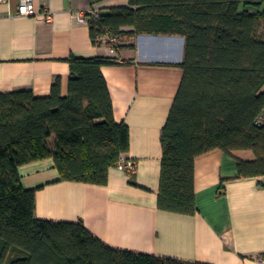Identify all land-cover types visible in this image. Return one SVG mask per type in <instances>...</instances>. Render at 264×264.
<instances>
[{"label": "trees", "instance_id": "16d2710c", "mask_svg": "<svg viewBox=\"0 0 264 264\" xmlns=\"http://www.w3.org/2000/svg\"><path fill=\"white\" fill-rule=\"evenodd\" d=\"M90 29L96 44L105 33L119 43L143 34L185 39L183 77L162 131L160 209L197 212L195 160L214 149L252 150L255 159H237L238 177L264 176V0H129ZM68 62L65 95L59 78L48 96L0 92V264H208L117 249L82 220L36 217L37 189L24 188L21 165L53 158L62 180L106 185L130 148L102 67L131 62Z\"/></svg>", "mask_w": 264, "mask_h": 264}, {"label": "crops", "instance_id": "0c3cea01", "mask_svg": "<svg viewBox=\"0 0 264 264\" xmlns=\"http://www.w3.org/2000/svg\"><path fill=\"white\" fill-rule=\"evenodd\" d=\"M35 2L52 10V22L19 15L20 0L0 1V92L28 89L48 96L59 78L67 94L71 55L130 61L102 71L114 118L130 129V148L122 157L137 164L131 175L113 166L106 185L62 180L53 158L21 165L24 188L37 189L36 217L82 220L117 249L208 264H257L264 254V176L239 178L237 169L238 158L255 159L252 150L214 149L196 158L194 215L158 207L162 131L183 77L178 64L184 37L123 38L112 52L107 43H94L90 25L78 16L92 7L107 13L129 0Z\"/></svg>", "mask_w": 264, "mask_h": 264}, {"label": "built area", "instance_id": "2783aa9c", "mask_svg": "<svg viewBox=\"0 0 264 264\" xmlns=\"http://www.w3.org/2000/svg\"><path fill=\"white\" fill-rule=\"evenodd\" d=\"M0 1H8V0H0ZM18 14L21 16H34L37 19L46 22H52L54 19V13L49 7H43L38 9L35 0H20L18 7ZM101 14V11L92 7L85 12L80 13L78 16L79 21L83 23H88L90 25L92 20H97ZM97 43L105 42L109 45L112 52L117 51L119 48L117 45L119 44V39L109 33H105L104 35L97 34L95 36ZM117 168L126 171L129 175L135 173L136 171V161L132 159H126L121 157L115 165ZM257 264H264V254L257 258Z\"/></svg>", "mask_w": 264, "mask_h": 264}, {"label": "rangeland", "instance_id": "374dc122", "mask_svg": "<svg viewBox=\"0 0 264 264\" xmlns=\"http://www.w3.org/2000/svg\"><path fill=\"white\" fill-rule=\"evenodd\" d=\"M164 50H165V47H163V48L160 47L159 50H158V52H159V53H162V52H164ZM49 143L52 144V143H53V140L50 139V140H49Z\"/></svg>", "mask_w": 264, "mask_h": 264}, {"label": "water", "instance_id": "95a60500", "mask_svg": "<svg viewBox=\"0 0 264 264\" xmlns=\"http://www.w3.org/2000/svg\"><path fill=\"white\" fill-rule=\"evenodd\" d=\"M148 36H152V37H154V38H158V36H157V35H148ZM164 37H166V38H167V36H164Z\"/></svg>", "mask_w": 264, "mask_h": 264}]
</instances>
